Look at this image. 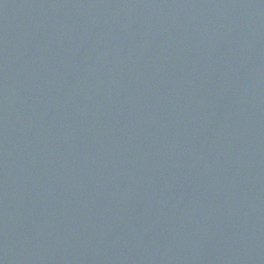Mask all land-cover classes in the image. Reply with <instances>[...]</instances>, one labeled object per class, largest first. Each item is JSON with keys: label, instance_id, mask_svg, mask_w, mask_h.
Returning a JSON list of instances; mask_svg holds the SVG:
<instances>
[{"label": "water", "instance_id": "95a60500", "mask_svg": "<svg viewBox=\"0 0 264 264\" xmlns=\"http://www.w3.org/2000/svg\"><path fill=\"white\" fill-rule=\"evenodd\" d=\"M0 264H264V0H0Z\"/></svg>", "mask_w": 264, "mask_h": 264}]
</instances>
